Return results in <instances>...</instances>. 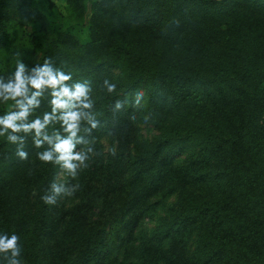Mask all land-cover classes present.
Here are the masks:
<instances>
[{
    "label": "trees",
    "instance_id": "16d2710c",
    "mask_svg": "<svg viewBox=\"0 0 264 264\" xmlns=\"http://www.w3.org/2000/svg\"><path fill=\"white\" fill-rule=\"evenodd\" d=\"M62 1L87 39L46 33L37 57L24 29L53 3L0 0V77L51 59L90 83L101 125L89 137L100 154L64 174L80 189L56 205L41 197L59 167L31 136L27 160L0 137V233L20 237L23 264H264V0ZM138 90L139 106L113 113Z\"/></svg>",
    "mask_w": 264,
    "mask_h": 264
},
{
    "label": "clouds",
    "instance_id": "9594fccd",
    "mask_svg": "<svg viewBox=\"0 0 264 264\" xmlns=\"http://www.w3.org/2000/svg\"><path fill=\"white\" fill-rule=\"evenodd\" d=\"M16 55L19 57L20 53ZM72 81V75L55 66L51 59L31 68L18 59L9 78L0 77V103L11 102L12 105L0 115V137H6L7 142L17 146L16 155L20 160H27L25 143L31 136L34 146L43 149L37 153L38 159L58 166L60 175L66 174L75 180L90 166L93 157L100 154L89 137L101 125L94 111L90 83ZM102 87L111 94L117 86L104 79ZM143 95L138 90L131 100L127 96L117 99L113 113L129 103L139 106ZM46 96L50 97V111L32 118ZM79 189V183L68 184L58 176L41 200L46 205H56L61 197H71ZM21 254L20 237L15 233H0V257L4 264H23Z\"/></svg>",
    "mask_w": 264,
    "mask_h": 264
},
{
    "label": "rangeland",
    "instance_id": "374dc122",
    "mask_svg": "<svg viewBox=\"0 0 264 264\" xmlns=\"http://www.w3.org/2000/svg\"><path fill=\"white\" fill-rule=\"evenodd\" d=\"M51 2L53 3V7L46 16L45 24L42 25L38 21H32L24 29L25 33L32 36L35 41L37 57L40 53L46 33L52 35L59 31H69L79 41H85L87 39V35L84 30L73 28L72 22L67 21V6L64 2L62 0H51ZM140 135L143 139L150 140L155 135V131L150 126L142 124L140 125ZM99 144L103 149V153H105L108 149V143L105 140H102ZM59 178L60 180L64 179V175H60ZM174 199V196H171L165 199L164 202L170 203L173 202ZM151 201L157 202L155 199H152ZM158 207L156 216L154 215L152 220H146L142 228L149 229L153 227L157 215L160 217L164 214V209L161 208L162 205H159Z\"/></svg>",
    "mask_w": 264,
    "mask_h": 264
}]
</instances>
